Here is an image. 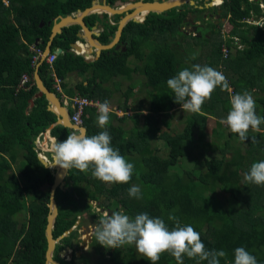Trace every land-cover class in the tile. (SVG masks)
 <instances>
[{
  "label": "trees",
  "instance_id": "trees-1",
  "mask_svg": "<svg viewBox=\"0 0 264 264\" xmlns=\"http://www.w3.org/2000/svg\"><path fill=\"white\" fill-rule=\"evenodd\" d=\"M6 1L7 5H4L0 0V264H44V228L53 177L37 161L32 145L26 143L52 124L55 118L46 110L43 97L33 99L29 107V100L36 92L29 46L43 49L53 20L90 7L92 0ZM104 2L113 6L127 0ZM258 5L256 0L222 1L216 9L220 11L219 18L230 26L227 41L219 39V23H206L210 28L209 37L206 38L200 30L198 37L183 34L179 29L183 26L185 13L190 9L188 5L161 14H147L142 23L128 22L120 40L124 41L129 35L140 37L139 48L134 53L138 65L129 68L125 66L124 59L102 54L96 62L90 64L92 77L86 87L93 84L95 87L91 91L94 92L97 90L95 82L104 81L103 75L110 77L114 74L122 75L124 71L138 72L144 82L146 114L132 115L129 118L132 128L128 131L109 124L103 130L85 117L87 109L82 118V126L88 136L105 130L109 132L111 146L134 164L132 178L127 184H106L91 175L90 166L85 172L69 170L64 178L67 185L89 186L91 189L83 194L89 201H97L98 207L108 208L109 204L102 201L104 196H108L110 200L116 201L117 211L133 218L147 212L152 218H162L169 229L174 226V221L168 217L170 214L175 216L181 225H191L200 234L206 250L226 252L220 264H225L226 260L232 264L234 250L238 247H244L255 256L257 264H264V185L243 182V176L251 165L264 160V123L260 125L259 133L250 130L249 139L240 141L237 134L231 133L219 123L230 110L226 89L217 87L211 98L202 105L200 112L190 113L182 111L181 106L174 102V93L167 87V80L179 71L192 64L203 66L208 58L206 65L217 67V71L222 70L232 95L250 92L258 104L256 114L264 118V30L244 22L261 14ZM201 10L214 11L215 8ZM115 19L114 24L110 25L107 15L98 17L91 14L84 17L83 22L86 27L99 23L98 40L101 44H107L116 29L117 16ZM78 32L77 25L62 28L61 33L53 38L50 49L51 52L61 50L58 58L63 69L71 70L77 66L83 72L88 64L68 51L69 45L79 40L76 37ZM177 32L180 37L174 41L173 35ZM184 37L202 43L212 39V42L196 44L198 55L192 53L189 57L187 44L182 43ZM148 39L152 42H147ZM145 45L148 51H143ZM223 46L227 49L225 57L221 53ZM182 47H185V51ZM205 47L209 51L206 49L205 52ZM57 62L55 59L52 64L54 68ZM54 72L59 75L60 68L56 67ZM23 74L29 76V87L25 90L18 88ZM38 75L44 86L49 88L52 80L45 62L38 66ZM76 88L78 95L90 97L82 84ZM164 104L167 110H163ZM207 112L210 116L206 115ZM175 114H178L176 117L182 125L179 131L170 126V119L174 120ZM161 116L165 117L163 122ZM136 117H141L140 129H137L139 121ZM208 117L214 120L215 128L210 131V141L205 145L202 140L206 137L204 130ZM160 125L171 130L172 134L160 131ZM70 132L61 126L50 130L58 142L66 140ZM253 136L256 142H252ZM155 139L166 144L162 156L151 143ZM215 150L221 155L220 159L203 156L205 152ZM195 172H198L197 176L193 175ZM180 173L193 176L187 177ZM133 185L140 187L141 199L129 197L128 190ZM72 194L67 189L55 190L54 201L58 207L59 224H56L52 238L69 229L76 218L77 210ZM223 194L228 196L222 197ZM238 201L243 202L244 206L241 207ZM18 242L22 243L24 250L18 260H13L12 255ZM93 244L102 253L105 247L97 243L95 235ZM125 249V264H151L136 252L133 245H125ZM116 251L114 249L112 253L114 259ZM183 260L184 264H197L196 259L186 256ZM156 264L177 262L170 254L163 253ZM199 264L207 262L201 261Z\"/></svg>",
  "mask_w": 264,
  "mask_h": 264
},
{
  "label": "clouds",
  "instance_id": "clouds-1",
  "mask_svg": "<svg viewBox=\"0 0 264 264\" xmlns=\"http://www.w3.org/2000/svg\"><path fill=\"white\" fill-rule=\"evenodd\" d=\"M222 1L220 4H211L212 8L219 7ZM167 87L174 93V102L181 106L182 111L198 113L217 87L228 89L229 84L222 72L207 65L192 64L168 79ZM96 107V124L103 129L108 125L109 113L114 109L107 100L97 103ZM255 109V100L250 92L233 94L230 97V110L226 118L220 119L219 123L226 126L231 133L237 134L240 141H246L249 139V131L259 133L260 125L264 123V118L258 116ZM251 139L256 142L254 136ZM50 152L51 166H47L43 155L37 156L36 151L35 155L38 162V159L45 161V167L52 177L55 167L65 170L67 174L71 169L85 172L91 166V175L95 179L106 184H127L134 172V164L128 162L119 154L118 149L111 146V136L106 130L92 136L84 133L69 134L63 142H54ZM243 182L264 185V160L251 165L243 176ZM128 195L141 199L140 187L133 185L129 188ZM168 219L174 221L171 229L162 218H152L147 212L137 214L133 218L120 211H114L111 215L106 214L99 219L94 234L97 243L105 248L119 249L125 245H133L136 252L151 264H156L163 253L174 257L177 264H184V256L196 259L197 264L201 261L220 264V259L226 257L227 254L223 250H206L200 234L191 225H181L171 214ZM225 264L229 262L226 260ZM232 264H257V260L244 247H238L234 250Z\"/></svg>",
  "mask_w": 264,
  "mask_h": 264
},
{
  "label": "crops",
  "instance_id": "crops-1",
  "mask_svg": "<svg viewBox=\"0 0 264 264\" xmlns=\"http://www.w3.org/2000/svg\"><path fill=\"white\" fill-rule=\"evenodd\" d=\"M95 1H97L99 5L103 4V0H95ZM258 1L262 2L263 0H258ZM115 5L116 4H114L111 7L118 9V8H121L123 6L122 5L120 7H114ZM193 9H196V8H193ZM197 9H200V8H197ZM131 10L128 9L127 13ZM94 12L96 13L95 15H97L98 17H101L104 14L107 15L108 23L110 25L114 24V22L116 20L115 17L118 16V15L110 16L109 14L104 12V10H100L99 12L94 10ZM121 14H123V13H121ZM121 16H123V15L119 14V17H117L118 20L116 21L117 22L116 29H117V25H118V22H119ZM55 22H56V20L54 19L53 23H55ZM192 22H194V21H192ZM88 28H90L89 36H92L93 40L88 42L85 35H84V32H82L81 33L82 36H80V38L77 37L79 40L73 43L78 48H74V47L70 48L69 47V49H68V51L70 53H73L74 55L81 57L82 60L86 64H88L85 66V69L83 72H81V70L77 66H76V68L73 67L71 70L63 69V64L60 61V59L58 58V55H60L61 52L58 55H56L54 52L49 53V54L54 53L56 56L55 59L58 60L57 65H55V68L56 67L60 68V74L59 75H56V73L54 72L55 68L53 67V65H51V66L47 65V66L49 69L50 76L52 77V75H55L56 77H58L60 79V85H59L60 91L59 92L55 91V89L52 86V82H51V85L49 88L44 86L53 95V100L55 101L54 102L55 104H53V105L49 104L48 99L44 95H41L40 97H43L45 99L46 110L49 111L50 113H52L55 120L45 130L39 131L36 135L32 136L26 143V145H28V144L32 145L34 152L36 151L37 156H38V154H40V155H43L45 157L48 166H51V152H50L51 146L53 145L54 142H58V140L51 135L50 130L55 126H61L63 128H66L61 124L62 122L60 121L59 117L62 116L63 120L64 119L67 120L66 113H65L64 109H68L69 114H70V107L68 105L64 104L63 101L67 98L69 99V98L73 97L74 95L79 94V91L76 88L79 84H82V86L85 87L84 90L90 96L89 99L93 103V106H90L87 108L88 113H86V116H85L86 118L91 120L92 123H96V119L98 116L96 104L97 103H103L106 100L109 102L110 107L112 109H114V111L109 113L110 121L108 124L112 125L115 128L119 127L123 131H128L130 128H132V122H131V120H129V118L132 115H135V113H139V114L144 115L147 111V101L143 99L145 93H144V87L142 84L144 82L142 80V76L138 72L137 73H133V72L127 73L124 71V74H122V75H120V74L115 75L114 74V75H111L110 77L103 75L102 78L104 79V81L100 82L97 80L95 82L97 90H95L94 92L91 91L95 87L93 84L90 87H86L87 81L92 77L91 76V73H92L91 65L93 62H96L99 59V57H101L102 54H105V55L111 54V55L117 56L120 59H124L125 60V66L129 67V68H133L135 65H138L137 61L135 60L134 53L139 48V42L141 41L140 37L139 36L132 37V35H129L126 37V39H124V41H121L120 40L121 35H120L118 40L114 41L113 38H114L115 33H116V29H115L114 34H113L112 38L109 40V42L107 44H101L98 40L99 32H100L99 23L95 22L91 27H88ZM229 31H230V28H229ZM121 34H122V32H121ZM191 34H193V32ZM226 36H228V34H226ZM129 37L133 38L134 41L131 40V38H129ZM111 42L113 43V46L109 49L105 50L102 47H100V46H105V45L111 44ZM115 45H118V48H116V50L113 48ZM43 49H45V47ZM47 55H45L44 58ZM43 62H45V61L43 60ZM89 65H90V67H89ZM124 70H126V69H124ZM33 72H34V70H33ZM32 79H33V73H32ZM40 80H41V78H40ZM41 82H42V80H41ZM33 83H34V80H33ZM43 85H44V83H43ZM34 86H35V84H34ZM36 93H37V89H36L35 94ZM54 96L56 98H54ZM40 97H36V98H40ZM33 99H35V98L32 97L31 101H33ZM137 100H139V104H137ZM58 103L61 104V107H58L59 106ZM9 106H11V104H9ZM56 106L60 109L61 116H60V114L58 115ZM29 107H30V104H29ZM87 109H86V111H87ZM209 118L210 117H208L207 119H209ZM135 119L139 121L137 129H140L141 128L140 127L141 117H136ZM210 119L213 120L212 118H210ZM68 120H69V116H68ZM104 129L105 128H103V130ZM69 130H71V132H70L71 134H73V133L79 134L80 133L79 131H75L72 129H69ZM85 134H86V129H85ZM92 135H96V134L90 133V136H92ZM15 171H16V169H15ZM104 197H108V196H104ZM110 201L116 203V201H114V200H110ZM20 243L21 242H18L16 244V247H15L13 255H12L13 260H18L19 259L18 255H20L23 252V250L19 251V249H18V245H20ZM20 247L23 248V246H20ZM16 252H17V256H16Z\"/></svg>",
  "mask_w": 264,
  "mask_h": 264
},
{
  "label": "water",
  "instance_id": "water-1",
  "mask_svg": "<svg viewBox=\"0 0 264 264\" xmlns=\"http://www.w3.org/2000/svg\"><path fill=\"white\" fill-rule=\"evenodd\" d=\"M208 0H203V2H207ZM210 3L203 5L204 9H211L212 8V3L214 2V0H209ZM221 1V0H220ZM190 6H193V1L192 0H161V1H157V0H151L150 2H143L142 0H138L134 3H126L124 4L121 8H112L109 4L104 3L103 0V4L99 5L97 1L92 0L91 2V6L79 11L77 10L74 14L65 16V17H58L55 20H58L57 22L53 23V25L51 26V30H50V34L48 36V40L45 44V49H43V57H41L39 59L38 65L34 68V72H33V80H34V84H35V88L37 89V93L35 95H33V98L36 97H40L41 95H44L48 101L50 105L55 104L54 100H53V95L50 93V91L44 87L43 83L41 82L39 75H38V66L43 62L44 60V56L49 54L51 52V43L53 38L56 35H59L62 31V28L64 27H68L71 25H77L80 29H79V33L76 34V37L80 38V36H82V32H84V35L87 39L88 42H90L92 39V36H89V31L90 28L86 27V25L83 22V18L91 15V14H96L94 11H92V9L95 7V5H97L98 7H101L104 12H106L107 14H109L110 16L112 15H123L120 17V20L118 22L117 25V29H116V33L115 36L113 38L114 41L118 40V38L121 35L122 29L123 27L126 25V23L128 22H133V23H141L147 14H161L164 13L170 9L173 8H178L181 7L184 4H187ZM135 6H139L140 9H145V13H143L144 15L140 14H136V17H129L135 13V8H131V7H135ZM128 9H132L131 11H129L127 13ZM201 9V7H200ZM123 13V14H121ZM219 14V11H217V15ZM196 13L193 12L192 16H193V21H196V17H195ZM137 17H140L137 19ZM185 19H183L184 21ZM185 22V21H184ZM82 30V31H81ZM35 42H37V40H35ZM113 46V43L111 42V44L105 45V46H100L103 49H109ZM70 48H78L76 47L74 44H70L69 45ZM115 50L116 48H118V45H115L113 47ZM61 50L60 49H56L54 51V53L56 55L60 54ZM54 98H56L54 96ZM52 103V104H51ZM30 107L32 106V101H29ZM58 107H61V104L58 103ZM57 107V106H56ZM57 107V113L58 115L60 114L61 116V112L60 109ZM65 113H66V117L67 120L64 119L63 117H59L60 121L62 122L61 124L68 128V129H72L75 131H79L80 133H84L85 134V129L83 127H77L72 125L69 120H68V116H69V110L68 109H64ZM40 164L43 166V168L47 169V167H45L47 164L44 163L42 160L38 159ZM48 166V165H47ZM55 173L53 175V182L52 185L50 186L49 189V203H48V212L46 215V224H45V228H44V237H45V242H46V249H45V253H44V259H45V263L44 264H57L55 263L52 259H51V253L53 250V246H54V239L52 238V230H53V225H54V220L55 217L57 215V210H56V206H55V202L53 199V193H54V189L56 186L61 187L62 182H63V178L66 175L65 170H62L58 167H55ZM66 233V231L64 232V234Z\"/></svg>",
  "mask_w": 264,
  "mask_h": 264
},
{
  "label": "flooded vegetation",
  "instance_id": "flooded-vegetation-1",
  "mask_svg": "<svg viewBox=\"0 0 264 264\" xmlns=\"http://www.w3.org/2000/svg\"><path fill=\"white\" fill-rule=\"evenodd\" d=\"M193 1V6L190 7V5L184 4V5H188L190 7V9L185 13V16L183 19H185L183 21V26L182 29H179L183 34L186 35H191L194 37H198V30L202 31V29H204V25L206 26V23L211 22L214 25H217L219 23L224 21L222 18H219L220 15V11L218 9L215 8V10H205L202 11L201 9L203 8V5L209 4L210 1L208 0L207 2H203V0H192ZM258 1V0H256ZM220 0H214V3H219ZM130 3H134V1H131ZM182 5V6H184ZM261 6V7H260ZM201 9H197L200 8ZM259 10H260V15L259 16H253L251 18V20H248L249 22H253L254 25L261 29L262 31L264 30V3H260L259 2ZM196 8V9H193ZM217 11H219V14L217 15ZM195 12L196 15V21H193V16L192 13ZM246 24V20L244 21ZM251 25V24H248ZM253 25V24H252ZM184 27H186V29H188V32H184L182 30H184ZM220 28V26H219ZM244 29V26L243 28ZM193 32V34H191ZM209 35V34H207ZM59 189L61 191H63L64 189L68 191V193L73 192L72 194V199H73V204L74 207L77 206V202L79 200V198L82 197H86L84 194L83 196H80L79 198H77L76 195V190H74L73 185H67V183L63 180L61 187L56 186L54 189V193H53V199H54V195H55V190ZM74 190V191H73ZM87 200V201H86ZM55 202V201H54ZM88 202H92L89 201V199L86 197L85 201H84V205L83 207L85 209H90V204ZM86 204V205H85ZM96 205L98 206V203H96ZM56 206V210H58V207L55 203ZM99 211L101 213H104V215L99 214V219L102 218L103 216L107 215H111L112 212L117 211V209H109V208H102L99 207ZM77 212L76 215L78 213V209L76 208ZM58 217L56 215L55 220H54V225H53V230H52V235H54V231L56 230V224L58 225ZM63 219V218H62ZM99 219H95L96 221L94 223H92V225L89 224H81L79 226V222L82 219L78 218V215L76 216L74 222L72 223L71 227L69 229L66 230V233L64 234V232H62L60 235H58L56 238H53L55 243L53 246V250L51 253V259L57 263V264H85L84 262L87 260L91 261L95 258V257H99L101 259H107L109 258L108 256L112 257V253L114 251V249L112 248H104L102 253H100V248H98V250H96V248L94 247L93 244V240H94V228L97 225ZM67 240V241H66ZM102 249V248H101ZM110 250V251H108ZM109 252V253H108ZM111 253V254H110ZM20 256V255H18ZM19 258V257H18ZM98 258V259H99ZM45 263V262H44ZM95 263V262H94ZM96 264V263H95Z\"/></svg>",
  "mask_w": 264,
  "mask_h": 264
},
{
  "label": "rangeland",
  "instance_id": "rangeland-1",
  "mask_svg": "<svg viewBox=\"0 0 264 264\" xmlns=\"http://www.w3.org/2000/svg\"><path fill=\"white\" fill-rule=\"evenodd\" d=\"M131 2V0H127V2L126 3H130ZM125 4V2L124 3H116V5L114 6V7H120V6H122V5H124ZM191 7V6H190ZM118 17V16H117ZM252 24V23H251ZM204 29H202V31H201V33H202V35H204V37L206 38V37H209V35H207L208 33H209V31H210V28H209V26H208V24L205 26L204 25V27H203ZM229 28H230V26L227 24V22H225V21H222L221 23H220V28L218 29L219 31H220V34H219V39H221L222 41H227V36H226V34H227V32L229 31ZM182 29V28H181ZM189 29V28H188ZM188 29H186V27H184V30H182V31H184V32H188L189 30ZM191 36V35H190ZM179 37H180V35L178 34V32L177 33H175L174 35H173V40L174 41H177V40H179ZM191 37H193V36H191ZM183 41H182V43L183 44H187V46H186V48L188 49V56L189 57H191V54L193 53V54H196V55H198L197 53H198V49H197V45L196 44H199V43H201V44H210L211 42H212V39L211 40H208L207 42H204V43H202V42H199L200 40H194V39H191L190 37H184L183 39H182ZM148 41H150V39H148L147 40V42ZM152 42V40L150 41V43ZM191 44H193L192 46H191ZM189 45L191 46V50L189 49ZM140 46H142V44L140 45ZM142 49V48H141ZM209 51V48L208 47H205L204 48V51L205 52H207V50ZM182 50L183 51H185V47H182ZM143 51H148V48H147V46L145 45V47L143 48ZM263 51H264V47H263ZM204 56V55H203ZM212 57V56H211ZM214 57V56H213ZM207 59L208 58H206V61H205V64L204 65H206L207 64ZM217 68V67H216ZM216 68H214V69H216ZM217 70V69H216ZM218 71H222V70H218ZM231 89V87H229L228 89H226V91H227V97H228V95H229V101H230V97L232 96V93H231V91H232V89ZM256 105H258L257 103H255ZM163 110H167V105L166 104H164V106H163ZM178 114H175V119L174 120H172V119H170V126L172 127V128H174V127H176V129H174V130H176V131H179L180 130V128H181V124L179 123V119H178V117H176ZM207 116H210V113L209 112H207V114H206ZM162 117V122L165 120V117L164 116H161ZM176 122H177V124H176ZM160 129V131H162V132H167L168 134H172L171 133V130H166L165 128H164V126L163 125H160V127H159ZM213 128H215V123H214V120H211L210 118L209 119H207V121H206V125H205V134H206V137H204V139L202 140V143L203 144H205V145H208V142L210 141V136H209V134H210V131L213 129ZM152 142L151 143H153V145H155L156 146V148H158V150H159V154L162 156V155H164V149H165V146H166V144H165V142L164 141H162V140H158V139H155V140H151ZM201 143V145L203 146V144ZM200 145V146H201ZM202 152H203V150H202ZM203 156L205 157V158H209V159H220L221 158V155L218 153V151H213V152H205L204 154H203ZM164 167V166H163ZM182 173H180V175H181ZM182 175H185V176H187L186 174H182ZM193 175H195V176H197L198 175V172H195ZM193 175H188L187 177H191V176H193ZM243 175V174H242ZM73 187H75L76 188V195H77V198H79L80 196H83V193H85V191H87V190H89V189H91L89 186H87V187H85V186H83V185H73ZM228 196V194H223L222 195V197H227ZM86 198V197H85ZM85 198L84 197H82V198H79V200H78V202H77V206H76V208L78 209V213H77V215H78V218L79 219H82L79 223V226L82 224H89V225H92V223H94L96 220L95 219H99V214H101V215H104V213H101L99 210V207L96 205V203H98L97 201H92V202H88L89 204H90V209H85L84 207H83V205H84V201H85ZM87 201V200H86ZM102 201L105 203V204H109L108 205V208L109 209H117V204L115 203V202H111L110 200H109V198L108 197H103L102 198ZM241 201H238V203H240ZM215 203V202H214ZM240 206L241 207H243L244 206V204H243V202H241L240 203ZM239 206V207H240ZM262 211H264V210H262ZM258 213H260V212H257L256 214H258ZM76 215V216H77ZM81 225V226H82ZM80 226V227H81ZM20 246H22V243H20V245H18V249H19V251H22V250H24L23 248H21ZM128 246V245H127ZM108 251H110V250H108ZM18 252V251H17ZM17 252H16V256H17ZM117 254L115 255V259L113 258V257H110V256H108L109 258H107V259H101V258H99V257H95V258H92L91 257V259H93L92 260V262L91 261H85L84 263L85 264H125V262H127L126 261V259H125V257H124V254H125V256H126V249H125V246H122V247H120L119 249H117ZM109 253V252H108ZM111 254V253H110ZM120 255V256H119ZM111 256H113V255H111ZM99 258V259H98ZM95 262V263H94Z\"/></svg>",
  "mask_w": 264,
  "mask_h": 264
},
{
  "label": "built area",
  "instance_id": "built-area-1",
  "mask_svg": "<svg viewBox=\"0 0 264 264\" xmlns=\"http://www.w3.org/2000/svg\"><path fill=\"white\" fill-rule=\"evenodd\" d=\"M2 2L4 5H7L6 0H2ZM215 4H220V2L212 3V5H215ZM246 22L247 24H251V22H249L248 20H246ZM252 24L254 25L253 22ZM29 51L31 53L30 54V65L34 68L38 64L39 59L43 56V49H40L39 47L30 46ZM221 53L223 57L227 55V49L224 46L221 48ZM55 57L56 56L54 53L48 54L44 58V61L48 66H51L55 60ZM51 80H52L53 88L55 89L56 92H59L60 91V87H59L60 79L56 77L55 75H52ZM28 87H29V76H27L26 74H23L19 80L18 88L25 90V89H28ZM63 103L70 107L69 122L74 126L82 127V118L85 115V110L88 107L93 106L92 101L86 96L74 95L73 97L69 99L68 98L65 99ZM38 156H41V155L38 154ZM42 158L44 159L43 156Z\"/></svg>",
  "mask_w": 264,
  "mask_h": 264
},
{
  "label": "bare ground",
  "instance_id": "bare-ground-1",
  "mask_svg": "<svg viewBox=\"0 0 264 264\" xmlns=\"http://www.w3.org/2000/svg\"><path fill=\"white\" fill-rule=\"evenodd\" d=\"M131 8H135L136 11H135V13L133 15L128 16L127 18H129V17H136V14L142 15L143 13L146 12L145 9H140L139 6H135V7H131ZM94 10H96L97 12H99L100 10H103V9L101 7H98L97 5H95V7L92 9V11H94Z\"/></svg>",
  "mask_w": 264,
  "mask_h": 264
}]
</instances>
